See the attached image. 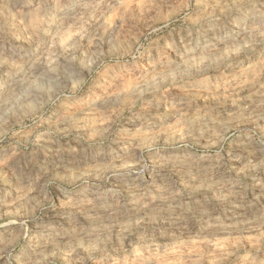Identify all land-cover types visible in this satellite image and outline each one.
<instances>
[{"label":"rangeland","instance_id":"374dc122","mask_svg":"<svg viewBox=\"0 0 264 264\" xmlns=\"http://www.w3.org/2000/svg\"><path fill=\"white\" fill-rule=\"evenodd\" d=\"M0 264H264V0H0Z\"/></svg>","mask_w":264,"mask_h":264}]
</instances>
